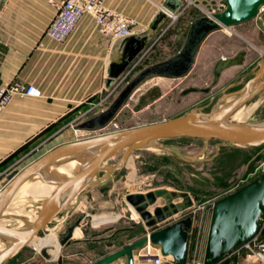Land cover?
Wrapping results in <instances>:
<instances>
[{"label":"water","instance_id":"obj_1","mask_svg":"<svg viewBox=\"0 0 264 264\" xmlns=\"http://www.w3.org/2000/svg\"><path fill=\"white\" fill-rule=\"evenodd\" d=\"M225 2L226 9L223 12L213 15L212 18H199L192 23L185 45L177 56L144 69L125 87L107 110L83 123L80 128L92 132L105 129L143 83L158 77L180 79L186 76L194 66L202 43L210 34L222 29L231 30L234 26L254 20L264 8V0H225ZM166 21L167 16L164 13L159 14L153 24V30L158 31ZM129 41L130 39L126 40V43ZM147 41V38L139 41L137 48L124 49L116 57L111 64L108 88L120 80L137 60L145 49ZM244 56L240 54L236 58H223L218 62L214 70L215 84L218 83L223 71L241 65ZM263 90L264 58L257 63L254 75L240 89L223 93L218 104L208 111L199 108L167 121L102 133L65 143L45 153L22 170L12 172L8 176L7 183L0 189V221L3 220L15 195L26 182L35 177L43 178L53 167L69 162L80 164L71 177L61 176L48 182L56 189L42 202L34 222L23 229L0 223V240L10 242L0 253V264H7L18 257L58 217L74 212L88 193L108 185L112 176L124 170L128 160L139 150H148L162 140L181 138L217 141L225 146L251 148L264 146V118L243 123L228 121L231 115L258 97ZM228 99L232 101L222 106ZM167 148L177 151L187 161H196L177 148L170 146ZM114 158L119 159L109 164ZM100 176L102 177L99 179ZM159 199H163L165 204L156 207L152 213L150 208L155 206ZM178 200L181 201L175 203ZM127 201L148 229L165 224L194 205L192 196L188 192L170 191L165 188L145 194L129 195ZM262 215H264V173L238 191L215 202L204 263L218 264L246 243L257 232ZM192 224L190 217L179 220L160 230L147 233L143 238L92 264H112L123 257H127L129 264H135L134 252L142 251L149 244L160 247L162 256L174 258L176 264H188ZM73 232V229L67 231L61 242L62 246L71 243ZM43 255L46 259H50L47 251H43Z\"/></svg>","mask_w":264,"mask_h":264},{"label":"rangeland","instance_id":"obj_2","mask_svg":"<svg viewBox=\"0 0 264 264\" xmlns=\"http://www.w3.org/2000/svg\"><path fill=\"white\" fill-rule=\"evenodd\" d=\"M219 1L200 0V10L193 7L192 11L203 18L206 16L205 12L210 11L208 2L216 5ZM263 23L264 13L254 20L234 26L231 30L222 29L211 34L202 43L199 56L187 77L172 80L149 79L143 83L119 111V113L126 112L127 115L123 117L120 114L114 118L113 123H116L119 128L117 131L167 121L184 116L199 108L208 111L218 104L223 93L240 89L254 75L257 63L264 58ZM174 54V50L167 51L162 58H170ZM240 54L248 56L249 64L243 67L236 78L234 77L233 81L236 80V85L231 86L232 80H230L219 87L218 83L215 84L216 65L223 58L233 59ZM145 66L147 63L144 62L127 76L125 73L109 89L110 97L107 103L100 107H94L92 114L95 116L101 110H107ZM114 87H117L116 90ZM163 94L168 96L150 108L148 107L155 96ZM138 98L141 99L135 104ZM229 100L232 99L225 100L222 106L226 105ZM146 107L148 110L138 113ZM244 107H249L244 121L252 122L264 118V90ZM232 121L236 122L233 119ZM83 123H85L83 120L69 123L67 126L70 132H68L67 138L58 142L77 139L76 132L79 135L95 134V132L90 133L91 131L81 129L80 126ZM112 129L113 126H110L107 130ZM55 144L56 142L47 144L43 139L35 140L31 147L28 146L14 154L12 161L14 163L8 171V175L15 170L22 169ZM167 146L177 148L184 155L196 161L185 160L178 153L168 149ZM156 149L135 152L129 159L126 168L117 174L114 184H110L111 187L104 191L103 196L98 194L97 197L94 194L92 200L83 201L74 212L61 215L58 220H54L49 225L50 228L44 230L30 246L25 248L17 260L7 264H81L82 259L70 255L73 251H81L74 247L75 242L71 241L73 248L61 244L67 231L75 230L78 227L82 228L84 234L88 233L93 238L94 242L85 247V252L93 257L117 250L128 240L133 239L134 234L138 232V229L131 232L122 229L130 227L138 221L141 224L143 222L140 216L137 219L134 217L136 211L127 201V194L136 191L146 192L159 187L188 192L192 196L194 207L201 208L195 214L190 210V214L186 212V215L193 216L200 223L196 229V234L200 237L196 249L200 246V252H204L215 202L238 191L264 173V146L259 148L225 146L217 141L206 142L194 138H181L162 140L156 145ZM118 159H112L109 164L117 162ZM108 190H112L113 193L108 195ZM34 198L32 196L23 197L16 202L17 205L14 203L10 208L34 215L39 212L43 201L41 197ZM14 206L15 208H13ZM101 216L109 218L99 219ZM9 225L17 227L19 222L12 218ZM262 228L264 230V215L259 220V230ZM47 240L49 242L44 249L53 248L58 254L55 258L50 255L49 260L44 257L43 251L36 247L43 245ZM139 253L135 258L136 264H148L139 258ZM249 256V251L245 249L236 250L218 264H260Z\"/></svg>","mask_w":264,"mask_h":264},{"label":"crops","instance_id":"obj_3","mask_svg":"<svg viewBox=\"0 0 264 264\" xmlns=\"http://www.w3.org/2000/svg\"><path fill=\"white\" fill-rule=\"evenodd\" d=\"M63 1L65 0H0V88L13 81H21L27 85H34L41 91L40 98H15L0 113V189L8 181V171L14 163L12 162L14 154L28 146L31 147L35 140L43 139L47 144L56 142L54 146L42 154L44 155L59 145L90 138L96 134L95 132V134L90 135H78L76 132L77 139L58 142L67 138V134L70 132L67 126L69 123L76 120L87 122L105 111L101 110L95 116L92 114L94 107L103 106L110 97L108 93L110 88L107 87V82L110 77L111 64L124 49H135L139 46V41L148 39L145 49L130 66L126 76L144 62L147 63L144 69L163 63L180 53L192 23L200 18L192 11L193 7H191L173 25H169L170 21L167 18L160 29L154 31L152 27L158 15L163 13L162 7L166 6L170 10L176 9L175 11H177L180 8L178 0H106L108 8L133 21L134 35L126 39H130L128 43L126 40L118 41L102 34L94 18L90 16L81 20L75 32L66 42L59 43L47 36L46 30L57 15V7ZM173 50L175 54L172 57L162 58L167 51ZM198 56L199 53L196 59ZM248 64L249 59L245 55L241 65L228 68L222 72L218 86L221 87L230 80H232L231 86L236 85V80L233 81L234 77L236 78L243 67L248 66ZM190 72L182 78L187 77ZM167 96V94L155 96L148 107L150 108ZM140 99L138 98L135 104ZM148 107L138 113L145 112ZM120 114L123 117L127 115L126 112L117 115ZM90 133L94 132L91 131ZM117 174L112 176L108 185L88 193L82 202L92 200L94 194L97 197L98 194L103 196L104 191L111 187L110 184H114ZM3 176L7 178L4 179ZM161 188L163 187L146 192H130L127 195L145 194ZM111 193H113L112 190H108L107 194ZM159 200L155 206L150 208L152 213L156 207L164 206L165 201L162 199L163 202L159 204ZM179 201L181 200L175 203H179ZM186 212L188 210L152 229H148L143 222L141 224L139 221L128 228H123L122 230L127 232L138 229V232L134 234L133 239L128 240L113 252L143 238L147 233L188 218ZM136 215L139 217L138 213ZM58 219L59 217L56 220ZM78 229L75 231L72 240L75 242L74 247L81 249V251H73L70 255L82 259L81 264H92L113 253L107 252L98 257H93L85 252V247L94 240L88 233L84 234L82 228L79 227ZM196 229L194 222L190 231L188 264H192L195 260L205 261L206 248L202 253L200 246L196 249L200 237L194 243ZM68 247L73 248L72 243ZM155 247L160 249L158 246ZM138 253L139 251L134 252V256L136 257ZM112 264L129 263L127 257H123ZM162 264H176V261L172 257H163Z\"/></svg>","mask_w":264,"mask_h":264},{"label":"built area","instance_id":"obj_4","mask_svg":"<svg viewBox=\"0 0 264 264\" xmlns=\"http://www.w3.org/2000/svg\"><path fill=\"white\" fill-rule=\"evenodd\" d=\"M180 3V8L177 11H172L166 7H162V12L167 16L169 25H173L177 22L182 15H184L187 10L191 7H196L200 10V0H178ZM210 3V11L205 12V17L212 18L213 15L223 12L226 9L225 0H220L215 4ZM58 12L52 23L46 30V35L51 39L64 43L70 36L75 32L81 20L90 16L94 18L99 31L110 36L115 40L124 41L127 38L134 35L133 21L124 17L122 14L114 11L106 6V0H65L58 7ZM264 13V8L260 12V17ZM117 87H114L116 90ZM114 90V91H115ZM40 98L41 91L34 85H27L21 81L10 82L0 88V113L8 107L15 98ZM110 126H113L112 130H107ZM116 129V130H115ZM118 125L116 123H111L108 127L103 130L95 131L96 135L102 133H109L117 131ZM99 132V133H98ZM200 207L195 208L194 205L188 209V214L190 210L192 213H197L200 211ZM193 223L200 226L198 220H195L193 216ZM262 217V216H261ZM260 217V219H261ZM197 232H195L196 234ZM197 235V234H196ZM195 235V242H197V235ZM191 238V235H190ZM245 249L249 251L250 258L255 260L260 264H264V230H257V232L242 246H240L237 251ZM235 250V251H236ZM139 258L148 264H162L163 256L161 250L155 246L148 245L142 251H140ZM192 264H205L201 260H195Z\"/></svg>","mask_w":264,"mask_h":264},{"label":"bare ground","instance_id":"obj_5","mask_svg":"<svg viewBox=\"0 0 264 264\" xmlns=\"http://www.w3.org/2000/svg\"><path fill=\"white\" fill-rule=\"evenodd\" d=\"M232 101V100H231ZM230 100L228 101V103L231 102ZM227 103V104H228ZM247 109L248 107H242L241 109H239L238 111H236L233 115H231L228 119L229 122L232 123H243L246 122L244 121L245 117L247 116ZM232 119L236 122H233ZM79 135V134H78ZM169 149V148H168ZM148 150H157L156 146L149 148ZM172 150V149H170ZM176 153H178L175 150H172ZM179 154V153H178ZM199 157V156H198ZM129 161V160H128ZM128 164V162H127ZM79 163L78 162H69L66 163L64 165H61L59 167H53L49 170V173H47L43 178L41 177H35L32 180H29L28 182H26L17 192V194L15 195V197L13 198L9 208L6 210L3 220L0 221V223L3 224H9L11 222L12 218H15L18 222L19 225L17 227H14L16 229H23L25 228L28 224L34 222L37 217H38V213L34 215H30V214H26L17 210H11V206L14 205V203H16L18 200H20L23 197H27V196H32L34 197H41L44 199L49 198L52 193L55 191L56 187L53 184L48 183L49 181H53L56 180L57 178L64 176V177H71L79 168ZM25 199V198H24ZM35 199V198H34ZM38 199V198H37ZM36 200V199H35ZM33 201V200H32ZM30 202V201H29ZM36 202V201H34ZM163 202L162 199L159 200V204H161ZM22 203V202H20ZM19 204V203H18ZM17 205V203L15 204ZM30 206V205H28ZM33 206V205H32ZM11 207V208H10ZM19 207V206H18ZM15 208V206L13 207ZM33 209V208H32ZM35 209V208H34ZM39 210V209H38ZM137 213V212H136ZM107 215V214H106ZM134 217L137 219L138 216L134 213ZM108 216H101L99 217V219H108ZM113 218V217H112ZM17 223V222H16ZM12 224V223H11ZM50 228V227H49ZM79 228V227H78ZM76 228L73 232V236L75 231L78 229ZM79 230V229H78ZM52 240V239H50ZM33 242V241H32ZM49 240H47L43 245H37L36 247L38 248V250L41 251H45L47 250L48 254L53 256L54 258L58 256L57 252L55 251V249L53 250V248H45L48 244ZM10 242H6V241H2L0 240V253L3 252L8 244ZM40 244V243H39ZM33 245V244H32ZM136 258V257H135Z\"/></svg>","mask_w":264,"mask_h":264},{"label":"trees","instance_id":"obj_6","mask_svg":"<svg viewBox=\"0 0 264 264\" xmlns=\"http://www.w3.org/2000/svg\"><path fill=\"white\" fill-rule=\"evenodd\" d=\"M19 257V256H18ZM18 257H16L15 259H13L11 262L15 261Z\"/></svg>","mask_w":264,"mask_h":264}]
</instances>
